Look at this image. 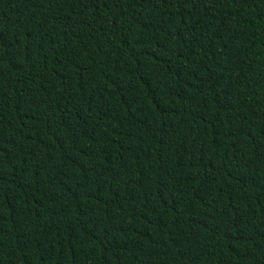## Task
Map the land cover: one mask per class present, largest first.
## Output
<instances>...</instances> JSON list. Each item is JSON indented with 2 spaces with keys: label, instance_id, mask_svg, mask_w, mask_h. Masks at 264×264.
<instances>
[{
  "label": "trees",
  "instance_id": "obj_1",
  "mask_svg": "<svg viewBox=\"0 0 264 264\" xmlns=\"http://www.w3.org/2000/svg\"><path fill=\"white\" fill-rule=\"evenodd\" d=\"M0 264H264V0H0Z\"/></svg>",
  "mask_w": 264,
  "mask_h": 264
}]
</instances>
